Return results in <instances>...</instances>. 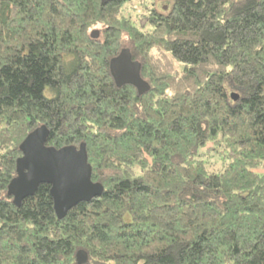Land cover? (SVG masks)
<instances>
[{
  "label": "trees",
  "instance_id": "16d2710c",
  "mask_svg": "<svg viewBox=\"0 0 264 264\" xmlns=\"http://www.w3.org/2000/svg\"><path fill=\"white\" fill-rule=\"evenodd\" d=\"M43 125L103 185L62 218L9 192ZM0 264H264V0H0Z\"/></svg>",
  "mask_w": 264,
  "mask_h": 264
},
{
  "label": "water",
  "instance_id": "95a60500",
  "mask_svg": "<svg viewBox=\"0 0 264 264\" xmlns=\"http://www.w3.org/2000/svg\"><path fill=\"white\" fill-rule=\"evenodd\" d=\"M91 35L98 37L99 30H92ZM110 69L119 85L132 83L141 93L149 87L140 74V63L132 59L127 49H122L111 59ZM231 96L233 99L239 98L237 92H232ZM48 132L46 126H40L30 132L21 143L23 154L17 160V175L9 184V192L19 203L26 196L34 194L40 183H50L55 211L62 218L79 201L101 194L103 185L92 180V167L85 143H81L79 147L49 146L45 143ZM87 257L85 250L77 252L79 263L85 262Z\"/></svg>",
  "mask_w": 264,
  "mask_h": 264
},
{
  "label": "rangeland",
  "instance_id": "374dc122",
  "mask_svg": "<svg viewBox=\"0 0 264 264\" xmlns=\"http://www.w3.org/2000/svg\"><path fill=\"white\" fill-rule=\"evenodd\" d=\"M134 12V11H133ZM136 12V11H135Z\"/></svg>",
  "mask_w": 264,
  "mask_h": 264
}]
</instances>
